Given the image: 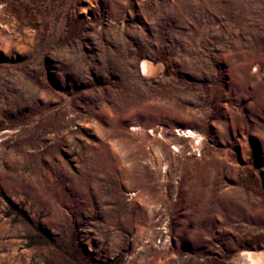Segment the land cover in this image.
<instances>
[{
  "label": "rangeland",
  "instance_id": "1",
  "mask_svg": "<svg viewBox=\"0 0 264 264\" xmlns=\"http://www.w3.org/2000/svg\"><path fill=\"white\" fill-rule=\"evenodd\" d=\"M249 252L264 0H0V264Z\"/></svg>",
  "mask_w": 264,
  "mask_h": 264
},
{
  "label": "bare ground",
  "instance_id": "2",
  "mask_svg": "<svg viewBox=\"0 0 264 264\" xmlns=\"http://www.w3.org/2000/svg\"><path fill=\"white\" fill-rule=\"evenodd\" d=\"M141 69H145V62L141 64ZM179 134L181 135H187L193 137L195 135V132L190 129H180L178 130ZM254 253V252H253ZM242 256L246 258L247 264H264V252L257 254L252 253H242Z\"/></svg>",
  "mask_w": 264,
  "mask_h": 264
}]
</instances>
